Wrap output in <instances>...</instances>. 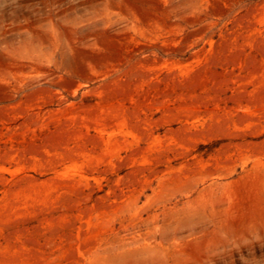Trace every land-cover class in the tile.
<instances>
[{"label":"rangeland","instance_id":"1","mask_svg":"<svg viewBox=\"0 0 264 264\" xmlns=\"http://www.w3.org/2000/svg\"><path fill=\"white\" fill-rule=\"evenodd\" d=\"M0 264H264V0H0Z\"/></svg>","mask_w":264,"mask_h":264}]
</instances>
